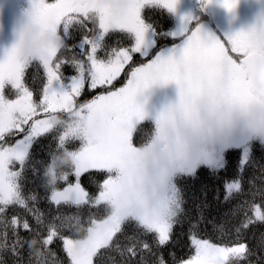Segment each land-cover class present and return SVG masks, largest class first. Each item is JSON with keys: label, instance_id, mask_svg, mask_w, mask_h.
I'll use <instances>...</instances> for the list:
<instances>
[{"label": "snow or ice", "instance_id": "snow-or-ice-1", "mask_svg": "<svg viewBox=\"0 0 264 264\" xmlns=\"http://www.w3.org/2000/svg\"><path fill=\"white\" fill-rule=\"evenodd\" d=\"M28 4L0 47V264H264V11L217 35L187 13L157 30L178 0Z\"/></svg>", "mask_w": 264, "mask_h": 264}, {"label": "rangeland", "instance_id": "rangeland-1", "mask_svg": "<svg viewBox=\"0 0 264 264\" xmlns=\"http://www.w3.org/2000/svg\"><path fill=\"white\" fill-rule=\"evenodd\" d=\"M204 5L211 12L221 34L246 28L255 20L259 12L264 11V0H238L235 9L231 12L223 8L218 0H210ZM28 6V0H0V47L8 46L14 40L16 29L26 18L25 10ZM191 7L190 0H178L176 10L173 12L177 17L175 28L179 25L180 16L188 14ZM201 28L207 33H216L208 26L202 25ZM175 96L176 86L174 82H169L150 86L140 99L149 112H155L173 101Z\"/></svg>", "mask_w": 264, "mask_h": 264}, {"label": "trees", "instance_id": "trees-1", "mask_svg": "<svg viewBox=\"0 0 264 264\" xmlns=\"http://www.w3.org/2000/svg\"><path fill=\"white\" fill-rule=\"evenodd\" d=\"M199 2H197V0H190L191 3V9L189 10V13L191 16L194 17V20L192 21L193 24L199 23L201 26H208L210 29H214L215 30V34L217 35H221V31L216 27V23L214 21V19L211 16V12L206 9L205 5L204 7H201V4L203 3V0H198ZM204 10V14H202L201 10ZM155 18V22H156V26H157V30L163 29L166 31H171L174 30L175 25H176V21H177V17L176 15L172 12L169 11L167 9L161 8L159 11H157ZM171 41V38H166L165 40H162V43H166ZM66 74L70 75L72 74V69L70 66H66ZM36 72V69H32L31 71H29L28 73V77H29V82L31 81L32 78V73ZM39 75L37 76V82H36V86H42L39 84ZM122 82V81H121ZM117 86H119V84H117ZM84 93L87 94V97H90V95H94L95 94V90H89L87 89V87L85 86L84 89ZM85 95H82L80 97V99H84L87 98ZM145 126L147 127L148 124L146 122ZM50 139V138H49ZM47 140L41 141L42 144H47ZM39 150H40V145L36 146V151L37 154L39 155ZM252 174H255L258 176L259 174V164L255 165V170L254 172H252ZM227 175V174H225ZM230 178V176H229ZM219 187H223V178L220 180L219 182ZM220 204L218 206V210L220 212H227L229 209V206L225 203L223 196L221 194L220 196ZM213 204H215V197H213ZM213 215H215V211H213ZM264 231V225H262L259 221L255 222V225L252 229V232L255 233L257 235V237H259V235L261 234V232ZM176 253L178 256H181L182 258H186L187 257V248L186 247H178L177 249H175Z\"/></svg>", "mask_w": 264, "mask_h": 264}, {"label": "clouds", "instance_id": "clouds-1", "mask_svg": "<svg viewBox=\"0 0 264 264\" xmlns=\"http://www.w3.org/2000/svg\"><path fill=\"white\" fill-rule=\"evenodd\" d=\"M40 36L43 42H47L50 38L51 33L43 29L39 23L36 22H27L23 27V43L28 45L30 43H34V37Z\"/></svg>", "mask_w": 264, "mask_h": 264}, {"label": "flooded vegetation", "instance_id": "flooded-vegetation-1", "mask_svg": "<svg viewBox=\"0 0 264 264\" xmlns=\"http://www.w3.org/2000/svg\"><path fill=\"white\" fill-rule=\"evenodd\" d=\"M197 2H199V1L197 0ZM201 12H202V14H204V13H205L203 9L201 10Z\"/></svg>", "mask_w": 264, "mask_h": 264}]
</instances>
